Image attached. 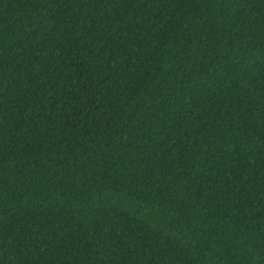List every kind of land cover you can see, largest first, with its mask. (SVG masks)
Masks as SVG:
<instances>
[{
	"label": "trees",
	"instance_id": "16d2710c",
	"mask_svg": "<svg viewBox=\"0 0 264 264\" xmlns=\"http://www.w3.org/2000/svg\"><path fill=\"white\" fill-rule=\"evenodd\" d=\"M0 264H264V0H0Z\"/></svg>",
	"mask_w": 264,
	"mask_h": 264
}]
</instances>
